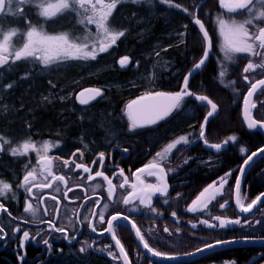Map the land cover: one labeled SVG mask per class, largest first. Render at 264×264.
I'll list each match as a JSON object with an SVG mask.
<instances>
[{"label":"trees","instance_id":"16d2710c","mask_svg":"<svg viewBox=\"0 0 264 264\" xmlns=\"http://www.w3.org/2000/svg\"><path fill=\"white\" fill-rule=\"evenodd\" d=\"M198 1L201 5L197 15L205 22V27L209 31L212 49L205 65L191 76L188 87L193 93L206 95L217 104V112L209 118L204 129L206 139L210 143L222 144L227 137L235 135L237 140L229 141L220 152L206 147L203 141L189 149V155H194L195 158L172 176L176 188L174 194L180 195L164 207V216L157 219L161 227L171 223L170 214L173 213L193 219L205 218L204 216L214 209L215 204L209 206L207 212L193 216L184 213L183 208L207 184L230 170L235 169L234 173H238L247 155L264 147V135L259 131L246 129L241 121L244 99L242 97L247 92L241 73L243 66L252 57L241 53L236 54L234 62L224 59L216 17L223 14L225 18H229V14L220 8L217 0ZM145 2L147 1L121 3L114 10L110 24L117 29H126V34L108 52L100 54V58L107 56L106 59H109L104 65H101L104 59L98 60L96 65L89 67L86 61L70 60L45 69L39 64L19 61L12 65L10 71L6 70L8 66L0 70L3 73L0 88L15 82L12 89L6 92L0 91V135L11 141L10 145H5V151L0 152L4 157L0 159L1 179L5 180L6 176L13 174L10 166L13 161L10 160L11 155L8 154L7 149L29 137L33 140H55L60 139L64 134V139L67 137L70 139L71 136L84 133L81 136H86L87 139L101 140V142L125 141L137 149L143 145L151 148L149 140H142L144 135L131 136V133L127 132L125 123L112 121V117L120 115L128 99L140 97L145 93L179 91L184 76L203 56L204 42L202 34L193 23L191 14L195 11L190 7V0H172L173 4H179L181 8L159 5V1H154L153 5ZM183 8H187L188 11H183ZM24 12L27 17L31 15L27 8H24ZM231 17L244 19L245 13L238 12L231 14ZM67 19V15H60L52 19L50 24L61 25V22L64 23ZM24 20L23 16L12 15L8 17L4 26L18 28L24 24ZM57 28L62 29V27ZM124 55L131 57L132 64L126 68L115 65L116 59ZM154 57L168 62L167 65H164L163 69L155 68L151 65ZM136 63L138 66L134 68ZM222 67L226 69V74L221 78L219 73ZM25 76L27 78L22 79ZM262 76L264 77V72ZM93 85L103 86V95L97 101L82 107L77 101L75 102L74 97L69 98L72 91L80 92ZM50 91H55L62 102L56 107L48 108L43 101V95ZM64 100H69L71 105L64 108ZM1 106H5L6 110L3 111ZM262 110L264 111V108ZM205 116L206 110L203 105L188 98L179 111L146 130H149L150 135L156 136L161 127L170 128L177 136L190 134L189 140L192 142L197 139L202 125L200 123L205 121ZM253 117L259 120L256 115ZM85 118L92 121L90 126L83 125ZM242 147L246 150L243 154ZM246 178L248 195L251 198L264 192V156L250 167ZM259 211L252 217L256 222L259 221L256 225L213 233L205 230L202 233L182 237L181 242L177 241L169 245H163L166 241L164 234L152 233L148 234L149 241L162 253L177 255L190 252L212 241L241 237L264 238V216H260L262 213ZM259 254L261 257L253 260ZM257 261H264V248L222 250L189 264H253ZM114 263L117 264V261L89 257L87 254L75 258H55L50 262V264Z\"/></svg>","mask_w":264,"mask_h":264},{"label":"snow or ice","instance_id":"6c2138e0","mask_svg":"<svg viewBox=\"0 0 264 264\" xmlns=\"http://www.w3.org/2000/svg\"><path fill=\"white\" fill-rule=\"evenodd\" d=\"M142 0H0V69L11 70L12 65L17 61H28L29 63L42 65L47 69L54 64H61L70 60L75 61H89L96 60L101 53L108 52L110 48L117 44V41L124 37L126 29H117L110 24V18L113 15L114 10L121 3H140ZM151 2V0H148ZM160 4L168 5L169 7L181 8L179 4H173L172 0H159ZM221 9H224L229 14V18H225L223 14L216 17V24L218 26L219 35L222 38L221 51L224 53V59L234 62L236 54L246 53L252 57H259V60H249L246 66L243 68L244 73L256 72L258 69L264 70V0H218ZM31 5L37 10L36 14L42 17L45 21L51 20L65 12H75L78 21L77 23L84 26L81 35L76 36L70 32L50 33L45 30L43 24H34L27 19V14L24 12V6ZM183 11L187 12V8H183ZM246 13L243 20H238L231 17V14ZM8 15L23 16L27 24V28L21 30L19 28H5L3 18ZM193 16V22L199 26V32L202 34L204 42L203 56L193 68L183 78V87L180 91L175 93L155 92L146 93L137 100H133L126 105L124 114L128 120V130L134 131L139 128L148 127L157 124L159 121L164 120L170 116L174 111H179L185 101L186 97H194L195 101L201 102L205 106H210V111L205 116L204 124L201 125L200 138L205 145L211 149H215L220 152L223 145H227L229 141L235 142L237 137L235 135L227 137L223 144L210 143L205 137V124L208 122V118L212 117L217 112V104L214 103L206 95H198L193 93L188 85L189 78L203 65L209 57V53L212 49V38L209 35V31L206 29L205 24L201 19L196 18L195 13ZM90 25L95 26V31L89 29ZM185 27H187L185 25ZM183 35V33H181ZM159 55V53H157ZM121 68H126L130 63L128 55H124L118 61ZM226 74V69L222 67L219 76L222 78ZM3 73L0 72V79H2ZM24 78H27L26 76ZM250 77L245 75L244 80L250 81ZM234 83V81L232 82ZM15 86V82H10L3 85L0 91L6 92ZM264 87V78L257 79L250 84L249 91L244 97V120L247 123L249 129H255L257 127L264 129V121H260L253 118L252 109H255L257 105L251 101L253 95L261 88ZM103 95L102 88L91 87L81 91L77 100L82 105H87L97 97ZM43 99L48 100V97ZM146 102V103H145ZM190 135V134H189ZM189 135H181L172 142H169L166 147L156 153V158L143 168L138 170L140 174H146L147 176H155L156 183H145L140 174L135 175V182L130 183L127 176H124L123 170H120L119 175L123 177V182L119 187L124 189L127 185L131 191L127 192L122 199L124 205H134L137 201L140 205L150 208L152 212L156 209L152 206L153 195L159 193L161 196L167 195L168 186L166 183V170L163 166L167 160L168 155L177 148L178 145H187L191 141ZM11 141L0 135V152L5 151V145H10ZM58 142L53 143L51 141H44L39 146L33 142L31 137L18 145L7 149L13 156H27L30 152H35L37 155L36 164L38 167L29 168L28 164H25L27 169L21 185L25 189L29 196H33V188L37 190H43L46 188H52L53 183L59 181L67 186V181L64 175L56 174L53 171L54 157L49 156V152L58 147ZM87 145H85L86 147ZM79 151V150H78ZM125 152L128 149H124ZM245 148H241V153H245ZM259 153H264V147L258 150ZM258 152H252L251 155H247L244 160L245 166H250L249 161L254 156L258 155ZM75 155V153H73ZM81 157L83 153H80ZM158 158V159H157ZM99 162L103 166L104 153L99 154ZM64 166L68 167L69 164L74 165V170L83 169L85 173H91L92 169L82 163H77L75 160H64ZM95 164L96 161H93ZM187 163V161H185ZM240 174L243 176L245 168H240ZM231 176V172L226 173L224 177H220L219 184L216 182L204 188L199 196L192 202V205L187 209L189 212L203 211L208 208L209 204L216 200L217 196L223 195V189L228 180L226 177ZM97 177H102L107 183L108 199L111 200L114 197L116 186L113 185L112 179L105 175L102 171H96L94 175H89L87 179L89 181L95 180ZM39 178V179H38ZM51 178V180H49ZM95 187H99L96 185ZM236 192V205L242 213L252 212L254 209L259 211L261 206H264V193L258 195L250 203H245L246 197L241 195V179L237 177L235 181ZM12 186L9 182L0 179V197L7 198V193L12 192ZM56 192H60L59 187L55 188ZM67 198V193L64 194ZM15 193L13 199H15ZM35 198V197H34ZM56 200V197H52ZM57 204L59 201L57 200ZM227 204V201L220 204L223 208ZM99 207V205H96ZM103 211L96 213L93 209V216H98L101 224L105 223V211L108 209V204L103 205ZM133 211L136 209L133 208ZM24 212L32 216L37 217V209L33 207L30 202H26ZM0 213H7L12 219H16L8 213V209L3 203H0ZM175 216V213H173ZM213 219L219 221V227L224 228L228 224H240V219H227L220 216L213 217ZM126 221L131 225V228L135 230V236L139 239L144 249L147 250L153 257H162L165 259H174V257L166 256L151 247L148 241L142 235L140 229L127 215L121 216L120 213L111 215L107 221V227L103 229L99 235H103L105 232L110 234L112 241L115 242V247L119 250V257L113 252L109 251L108 255L113 259L122 258L123 264H130L128 253L125 250L121 240L117 237L116 231L121 227L119 221ZM33 223H49L50 230L64 233L65 239H68V234L64 228H57L50 221H38L33 220ZM116 222V223H114ZM201 223L206 224L209 228H214L217 225L211 224L206 220H202ZM259 223V221H257ZM89 227L93 233L97 232L95 226L89 222ZM195 227V225H193ZM166 232L167 228L164 229ZM15 233H21L22 229L19 225L14 228ZM10 233L5 231L3 226H0V240H4ZM39 236L40 233L35 234ZM74 238V237H73ZM35 239L29 230L22 231V239L19 241V247L23 248L27 242H31ZM45 245L49 244L48 239H44ZM229 243L227 241H217L216 244H206L205 248H214L217 244ZM91 247V245H89ZM110 247V246H109ZM205 248H198L197 252H203ZM81 252L85 251L84 247L80 248ZM191 255V254H190ZM23 261V257H21Z\"/></svg>","mask_w":264,"mask_h":264},{"label":"flooded vegetation","instance_id":"af4514ba","mask_svg":"<svg viewBox=\"0 0 264 264\" xmlns=\"http://www.w3.org/2000/svg\"><path fill=\"white\" fill-rule=\"evenodd\" d=\"M164 120L141 129L140 135H144L142 140H149L151 148L143 145L137 149V147L125 141L108 140L101 142V140L87 139L86 136H84V139L70 142L69 137L64 139V134L61 135L60 139L40 140L38 144H42L44 141L58 142L59 146L54 147L49 152V156L56 158L53 163V171L56 174L65 176L67 186L65 187L64 184L57 181L53 183L52 188L43 190L33 188V196H29L24 188L18 186L21 185L27 171L25 164H28L29 168L38 167L36 164V153L30 152L27 156L11 155L10 160L13 163L10 166L13 171V177L6 176L5 180L4 178L2 180L9 182L13 191L7 193V198L0 197V203H3L8 209V213H11V216L16 219H12L7 213H0V226H3L5 231L10 233L4 240H0V264H50L55 258H75L86 254L89 257L113 260L108 255V252L111 251L115 255H117V252L110 234L105 232L103 235H99L107 227V219L113 214L120 213L121 216L127 215L138 227V224L144 225L150 219L146 218V215L152 213L150 208L140 205L138 201L134 205H124L122 203L123 196L131 189L127 185L124 189L119 187L120 183L123 182V177L119 175V172L123 170L124 176L128 177L129 182H135V175L140 174L138 170L153 161L156 158V153L160 152L163 146L178 137L174 135V131L170 128L164 129V127H161L156 136L150 135L149 130L145 129L154 127ZM60 130L62 129L60 128ZM127 132L130 133L128 128ZM143 132L145 133L143 134ZM143 142L146 143L145 141ZM85 145L87 146L85 147ZM124 149H128V151L125 152ZM182 150H180L179 154ZM81 152L83 153L82 157L80 155ZM101 152L104 153L103 166H101L98 159ZM186 152L181 157H179V154L177 156L172 154L164 162L163 166L165 167L166 179L169 184V195L167 197H161L159 193L153 195V207L163 203V200H167L172 195L174 168L185 156ZM0 159H4V157L0 155ZM64 160H75L77 163L90 167L92 172L85 173L83 169L74 170L73 164L65 167ZM93 161H96V163L94 164ZM96 171H102L112 179L113 185L116 186L113 199H108V186L102 177H97L92 181L87 179L90 174L94 175ZM140 175L145 183L157 182L155 176ZM96 185H99V187H95ZM56 187H59L61 191L56 192ZM14 193L15 199H13ZM65 193H67V198H65ZM53 196L56 197V200L52 199ZM57 200L59 204H57ZM26 202H30L37 209V217L33 218L24 212ZM97 204L99 207L96 206ZM104 204H108V209L105 211V223L101 224L98 216H93V209L96 213H99L104 210ZM133 208L136 210L133 211ZM34 219L50 221L57 228H64L68 234V239H65L64 233L50 230L49 223H33ZM89 222L96 227V233L91 231ZM119 223L121 227L117 229L116 235L124 245L126 252L134 254V251H138L139 248L132 238L131 231L121 221ZM16 225H19L22 231L29 230L35 236V239L27 242L23 248L19 247L22 231L21 233H15L14 228ZM37 232L40 233L39 236L35 235ZM128 235L132 238L134 244L126 241ZM44 239H48V245L43 243ZM81 247L85 248L84 252L80 251ZM21 257H23V261H21Z\"/></svg>","mask_w":264,"mask_h":264},{"label":"rangeland","instance_id":"374dc122","mask_svg":"<svg viewBox=\"0 0 264 264\" xmlns=\"http://www.w3.org/2000/svg\"><path fill=\"white\" fill-rule=\"evenodd\" d=\"M144 1H147V2H145L146 4L153 5L154 4V1H159V0H151V2H148V0H144ZM217 2H218V0H217ZM159 5H163V4H159ZM200 5H201V2H199L198 0H190V7H193V9H194V11L196 13L195 14L196 18H199V16L197 15V11H198V8H199ZM218 5H219V3H218ZM163 6H165V5H163ZM24 8H27L30 11L29 13L31 15L27 17V19L29 21H31L34 24H43L45 30L48 31V32H50V33L70 32L73 35L79 36L83 32L84 26L81 25V24H79V23H77L78 17H77V15H76L75 12H65V13H63L62 15H64V14L67 15V18L68 19L64 23L61 22V25H59L57 23L50 24L51 21H53L52 19L51 20H48V21H45L42 17H39L36 14L37 10H36V8L34 6L25 5ZM245 15H246V13H245ZM10 16H12V15H8V16H5L3 18L4 24H5V22H7L8 17H10ZM57 17H55V18H57ZM55 18H53V19H55ZM240 20H243V19H240ZM48 22H49V24H47ZM202 22L205 24V22L203 20H202ZM194 25L199 29V26L198 25H196L195 23H194ZM57 27H62V29H58ZM5 28L7 29V28H14V27H5ZM18 28L21 29V30H24V29L27 28V24H26L25 20H24V24L21 27H18ZM89 29L94 32L95 31V26L94 25H90L89 26ZM217 29H218V26H217ZM218 32H219V30H218ZM220 39H221V43H223L221 37H220ZM210 53H211V51H210ZM244 54H246V53H244ZM246 55H248V54H246ZM249 57H252V56H249ZM106 58H107V56H104V57L100 58V55H99L96 60L86 61V65L88 67L89 66H94V65L97 64V61L98 60H102V59H104L105 61H101L102 62L101 65H104L109 60V59H106ZM129 58H130V63H129V65H130V64H132V59H131V57H129ZM120 59H121V56L118 57L116 59V61H115V65H117L118 67H120V65L118 63V61ZM251 60L257 61V60H259V57H252ZM21 61H24V60H21ZM17 62H19V61H17ZM248 62H249V60L246 62V64ZM167 63L168 62H163L161 59H159L157 57H154L153 58V62L151 63V65L152 66H155V68H157V69L158 68L159 69H163L164 65H167ZM246 64L243 66V68L246 66ZM137 66H138V63H136L134 65V68H136ZM88 67H87V69H90V70L93 69V68H88ZM192 68L193 67H191V69ZM263 72H264V70L258 69L256 72L244 73L243 72V69H242L241 79H242L243 83L246 85V90L247 91L250 88V84L252 82H255V80L261 79L263 77L262 76V73ZM149 75L152 76V74H149ZM245 75H247V76H249L251 78L250 81H245L244 80V76ZM190 78H189V80H190ZM22 79L25 80L26 78L23 77ZM91 87H99V88H102V90H103V86L102 85L101 86L93 85V86H90V88ZM182 87H183V82L181 84V88ZM181 88H180V90H181ZM78 93H79L78 91H75V92L72 91V93H70V95H69V98H73L74 97L75 102H76L77 101L76 100V95ZM152 93H155V92H152ZM166 93H170V92H166ZM145 94H143V95H145ZM43 96L49 98L48 100H45V99L43 100V101L46 102V106H48V108H50V107H56L59 104V102H62L61 99H59L57 97L58 95L56 94L55 91L47 92ZM40 97H42V95ZM140 97L133 98V99H128L125 102L124 107L122 108V110L120 112V115L118 117H115V118L112 117V121H121V122H124L125 125H126V127L128 128V120H127V117L124 114V110H125L126 105L128 103H130L133 100H137ZM244 97H242V99ZM99 98H97L95 101H97ZM188 98L194 99V97H186L185 99H188ZM64 103H65L64 104V108H65V106L68 107L69 105H71L70 102H69V100H67V101L64 100ZM198 103L202 104L201 102H198ZM253 103H255L257 105V107L255 109H252L253 116L256 115L260 121H264V111L262 110L264 108V90L257 95V97L255 98V100H254ZM78 105L79 106H82L79 103H78ZM202 105H203L204 109L206 110V114H207V112L210 111V106H205L204 104H202ZM82 107H85V106H82ZM1 108H2L3 111L6 110V107L5 106H1ZM174 112H176V111H174ZM209 118H208V120H209ZM90 122H92V121L91 120L88 121L85 118V119H83V122L82 123H83L84 126H88V125L90 126L91 125ZM201 124H204V120L200 123V125ZM205 126H206V124H205ZM141 129L142 128L136 129L134 131H129V130L128 131L131 133L130 135L133 136V135H136V134H141V131H142ZM145 129H148V128H145ZM200 130H201V127H200ZM248 130H250V129H248ZM144 133L145 132H143V134ZM82 134H84V133H81L78 136L75 135V137L70 138L69 141L70 142H74V141L79 140V139H84V137L81 136ZM179 136H181V135H179ZM199 138H200V135H198L197 139H199ZM32 141L35 142V143H37L38 146L40 145V144H38V142L40 140H33L32 139ZM202 141L203 140L201 139L199 142H202ZM184 146H186V145H183V144L178 145L177 148L174 149L168 155L167 159L170 158L172 154H174L175 156H177L179 154L180 150H182V148ZM165 147L166 146H163L160 150L162 151ZM8 154L11 155L9 151H8ZM9 157L11 158V156H9ZM193 158H195V156L194 155H191L190 156L189 153H188V151H187L186 154H185V156L181 159V161L178 163V165L174 168L175 173L177 171H179L180 169H182L184 166H186L188 164V162L190 160H192ZM185 161H187V163H185ZM229 172H231V176L226 177L227 180H228V184H226L225 187H224V189L222 190L223 191V195L222 196H219L218 195L217 198H216V200L212 201L209 204V206H211L212 204H215V207H214V209L211 212H209L208 214H206V216H204L205 218L198 217L197 219H193V218H190V217H182L179 214H175V216H173V214H170L171 223L169 225H166V226L161 227V225L158 223L157 219L164 216V207L167 205V203H169V201L174 200L173 198H175V197L179 198V195H180V194H177V195L174 194V191H175L176 188H175V185H174L175 183H174V179H173L172 195L170 196V197H172V199L169 200V198H170L169 197V198H167V200H163V203H160L159 205H157V206L154 207L156 209L155 212H152V213H149L148 215H146L147 216L146 218H150V219L146 223H144V225L138 224V227H139L142 235H144V237L148 241L149 245L151 247H153V245L150 243L149 237H148V234L151 235L152 233L153 234H156V233L161 232L162 235L164 234L166 236L165 237L166 241L163 242V245H169V243H176L177 241H180L181 242L182 241V237H187V236H191L193 234L202 233L205 230L212 231V233H213L214 231H220V230H223L224 231V230H229V229H234V228L248 227L251 224L252 225H256L257 222L254 220V218H252L256 214V212L252 216H250L248 218H242L235 211V209L233 207V197H234V185H235V181H236V178L238 176V173H236V174L234 173L235 172V169L230 170V171H228L226 173H229ZM225 174H223L221 177H224ZM219 179H220V177L217 180L214 181V182H216L217 186L219 184ZM245 179H247L246 176L244 177V181L242 182V185H241V195L244 196V197H246L245 203L247 204V203H250L251 200L255 199L256 197L255 198H251L248 195L247 181ZM214 182H212L210 184H207L205 187H203L196 194V196L190 201V203L188 205H186V207L183 208V212L186 213L188 216H193V215H197V214H203V213L207 212L209 206H208L207 209H205L203 211H196V212H189L187 209L192 205V202L194 200H196V198L204 190V188L208 187L209 185L213 184ZM225 201H227V204L225 205V207L221 208L220 207V204L224 203ZM259 212L262 213V214H260V216H264V208L263 207L260 209ZM216 216H220L221 218H227V219H237V218H239L241 222H240V224H228L226 227L221 228V227L218 226L219 225V221L213 219V217H216ZM202 220H206L209 223L214 224V225H217V226L214 227V228H209L206 224L201 223ZM193 225H195V227H193ZM165 228L168 229L167 232L164 230ZM132 238H133V235H132ZM132 238L128 235L126 237V241H130V242H132L134 244L135 241L133 242L134 238H133V240H132ZM220 241H224V240H220ZM214 242H217V241H212V242H209V243H205L204 245L211 244V243H214ZM201 247H199V248H201ZM153 248L159 251V249H157L155 247H153ZM197 249L198 248H196V249H194V250H192L190 252H193V251H195ZM134 252H135L134 254L132 252H131V254L130 253L128 254V257H129V260H130L131 264H154L151 261L150 262H147L148 261L147 258L141 252H139V250L138 251L135 250ZM190 252H187V253H190ZM183 254H186V253H183ZM177 255H179V254H177ZM260 257H261V255L259 254V255L255 256L253 260L259 259ZM113 261H117V264H121V262L119 261V259H113ZM114 264H116V263H114ZM253 264H264V261H262V262H258L257 261V262H255Z\"/></svg>","mask_w":264,"mask_h":264},{"label":"water","instance_id":"95a60500","mask_svg":"<svg viewBox=\"0 0 264 264\" xmlns=\"http://www.w3.org/2000/svg\"><path fill=\"white\" fill-rule=\"evenodd\" d=\"M264 78V77H262ZM87 89V88H86ZM85 90V89H84ZM264 90V87H261L251 98V101L254 102L255 98L257 97V95L262 92ZM83 91V90H82ZM249 91V89H248ZM247 91V93H248ZM81 92V91H80ZM79 92V93H80ZM78 93V94H79ZM246 93V95H247ZM76 95V100H77V96ZM245 95V96H246ZM99 98V97H97ZM96 98V99H97ZM95 99V100H96ZM95 100L91 101L90 103L94 102ZM77 102L79 103V101L77 100ZM89 103V104H90ZM146 103V102H145ZM80 104V103H79ZM82 105V104H80ZM88 105V104H87ZM252 111V110H251ZM253 115V114H252ZM254 118V117H253ZM255 119V118H254ZM162 121V120H161ZM241 121L243 126L246 129H249L247 126L246 121L244 120V102L242 103V109H241ZM160 122V121H159ZM250 130H257L259 131L261 134L264 135V129H261L259 127L255 128V129H250ZM201 140V138L199 139H195L194 141H192L191 143H189L179 154V157H181L186 151H188L190 148H192L194 145H196L197 143H199V141ZM259 150V149H258ZM258 150L254 151V152H258ZM251 155V154H250ZM264 153H259L257 156H254L253 159L251 161H249V165L250 166H245L244 165V161L242 162V164L239 167V170L241 167L245 168V172L243 174V176H241L240 171L238 170V176L241 179V185L242 182L244 181V177L246 176L248 170L250 169V167L260 158L263 157ZM246 159V158H245ZM244 159V160H245ZM237 179V178H236ZM166 183H167V179H166ZM168 186V190H167V195L166 196H161V197H167L169 195V184L167 183ZM264 193V192H263ZM262 200H264V197H262ZM236 192H235V187H234V197H233V207L235 209V211L237 212V214L242 217V218H248L250 216H252L255 212H257V210H253L252 212L249 213H242L240 212L239 208L236 205ZM262 207V206H261ZM260 207V208H261ZM124 225H126L134 238V241L137 245V247L139 248L140 252L152 263L154 264H189L195 260H198L206 255L218 252V251H222V250H227V249H232V248H246V247H256V248H264V238H245V237H241V238H235V239H228V240H224L227 241L229 243H221V244H217L214 248H205V245L202 246L201 248H205V250L203 252H197V250L190 252V253H186V254H179V255H166V256H171L174 257V259H165L162 257H153L150 253L147 252L146 249H144L143 245L140 243L139 239L135 236V230L131 228V225L128 224L126 221L120 220ZM114 246H115V242L112 241ZM211 244H216V242L211 243ZM116 252H117V256L119 257V250L115 247ZM191 254V255H190ZM119 261L121 262V264H123V260L122 258H119ZM130 261V260H129ZM131 264V262H130Z\"/></svg>","mask_w":264,"mask_h":264}]
</instances>
